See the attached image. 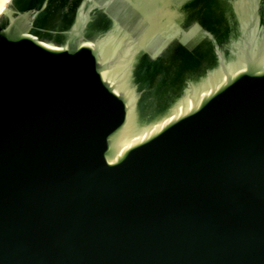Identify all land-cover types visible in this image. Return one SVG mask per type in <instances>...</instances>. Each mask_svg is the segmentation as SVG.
Wrapping results in <instances>:
<instances>
[{"label": "water", "instance_id": "95a60500", "mask_svg": "<svg viewBox=\"0 0 264 264\" xmlns=\"http://www.w3.org/2000/svg\"><path fill=\"white\" fill-rule=\"evenodd\" d=\"M0 264H264V0H9Z\"/></svg>", "mask_w": 264, "mask_h": 264}, {"label": "bare ground", "instance_id": "6f19581e", "mask_svg": "<svg viewBox=\"0 0 264 264\" xmlns=\"http://www.w3.org/2000/svg\"><path fill=\"white\" fill-rule=\"evenodd\" d=\"M8 1L9 0H0V14L6 8Z\"/></svg>", "mask_w": 264, "mask_h": 264}, {"label": "flooded vegetation", "instance_id": "af4514ba", "mask_svg": "<svg viewBox=\"0 0 264 264\" xmlns=\"http://www.w3.org/2000/svg\"><path fill=\"white\" fill-rule=\"evenodd\" d=\"M186 7H188V5ZM207 41H208L207 39L204 40V42H207Z\"/></svg>", "mask_w": 264, "mask_h": 264}]
</instances>
